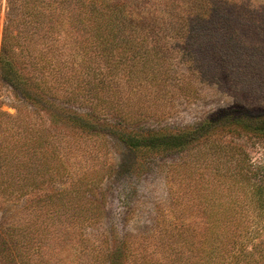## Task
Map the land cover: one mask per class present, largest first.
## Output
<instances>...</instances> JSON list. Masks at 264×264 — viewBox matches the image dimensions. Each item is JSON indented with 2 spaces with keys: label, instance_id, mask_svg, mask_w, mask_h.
<instances>
[{
  "label": "rangeland",
  "instance_id": "rangeland-1",
  "mask_svg": "<svg viewBox=\"0 0 264 264\" xmlns=\"http://www.w3.org/2000/svg\"><path fill=\"white\" fill-rule=\"evenodd\" d=\"M143 1L138 2L143 4ZM146 1L159 6L153 8L155 13L161 10L157 13L163 18L162 29L168 26V12H180L193 19L202 13L209 16L204 25L195 19L200 29L190 43L184 45L178 39L172 46L166 44L175 49L170 56L173 59L168 58L166 62L167 77L163 75L147 84L153 98L142 109L143 116L136 114L139 119L135 116L129 127L136 131L154 127L168 133L182 127L195 128L204 122L202 133L198 130L197 138L189 142L184 152L173 150L156 155L154 159L158 162L149 169L137 173L126 169L117 172L115 165L129 155L127 152L125 156L120 155L118 145H106L97 135L75 131L53 121L44 112L34 111L0 81V137L11 142L15 133L22 130V136L29 132L31 139H38L43 148L57 147L65 153L74 151L63 157L66 173L60 178L55 179L54 174H46L34 166L31 171H36L35 182L25 178L7 184L8 192L0 189V248L4 243L20 242L22 246L28 241L34 203L40 205L50 193L73 188H79L83 197L94 194L95 201L101 203L100 221L107 224L115 221L119 234H126L130 242V264H164L169 260V237L183 217L190 223L202 222V226L204 221L218 218L228 237L235 234L237 240L247 243L244 250L247 254L253 245L264 241V231L253 239L249 233L263 218L251 204L252 189L247 185L248 182L264 185V137L229 124L220 113L224 107H236L239 113L264 114V0ZM212 15H221L223 21L209 23ZM5 18L6 0H0V41ZM195 39L201 42L192 50L189 45L199 42ZM98 109L100 118L96 122L112 124L109 122L111 108L107 105ZM210 115L214 119L209 122ZM243 165L248 170L247 181L242 175ZM227 206L236 208L226 210ZM216 210L219 213L212 214ZM232 212L236 214L231 215ZM100 221H83L78 231L73 229L76 234L71 239L68 237L69 240L66 238V247L62 249L65 242L62 239L55 248L63 251L62 257L75 259V264H97L96 250L104 247L101 235H97L99 227L95 226ZM195 231L202 233L199 228ZM80 233L88 236L87 248L81 246L80 240L84 237ZM220 239L223 245V237ZM119 240L114 239L116 246ZM39 244L33 242L34 246ZM50 244L52 240L47 246ZM202 244L201 248L210 250L208 244ZM236 244L238 250L240 244ZM41 248L54 262L50 252L53 247L42 245ZM22 252L30 251L23 249ZM40 254L35 251L18 264H30L29 258ZM249 256L245 261L254 263L256 254ZM118 259L122 264L123 259L119 256Z\"/></svg>",
  "mask_w": 264,
  "mask_h": 264
},
{
  "label": "trees",
  "instance_id": "trees-1",
  "mask_svg": "<svg viewBox=\"0 0 264 264\" xmlns=\"http://www.w3.org/2000/svg\"><path fill=\"white\" fill-rule=\"evenodd\" d=\"M138 1L6 0L0 41V81L34 111L44 112L53 121L75 131L97 135L106 145H118L120 155L126 152L129 155H124L115 165L117 172L126 169L137 173L157 163L156 155L173 150L184 152L189 142L197 138L198 130L200 134L205 127L203 122L195 128L182 127L168 133L154 127L130 129L129 124L139 119L136 114L143 116L142 109L153 98L147 84L163 75L167 77L166 62L168 58L173 59L170 56L175 49L166 44L172 46L178 39L184 45L190 43L200 29L199 22L204 25L209 16L202 13L193 19L180 12H168V26L162 29L161 10L155 13L153 8L159 6L146 0L143 4ZM211 17L209 23L219 22L221 15ZM200 42L191 43L189 47L194 50ZM107 105L112 110L109 120L112 124L102 125L96 122L100 118L98 107ZM150 108L143 113H148ZM220 113L229 124H236L259 138L264 137V114L239 113L236 107H224ZM210 116L207 121L214 119V115ZM22 134V130L15 133L11 142L0 137V189L7 192V184L12 185L17 180L27 178L35 182L36 171H31L34 166L36 170L40 168L46 174H54L55 179L60 178L66 173L63 157L74 153H65L57 147L43 148L37 143L40 142L38 139H31L29 132L25 137ZM77 149H80L79 145ZM241 170L247 181L245 165ZM247 185L252 189L251 204L256 207V214L263 218L249 232L253 239L264 231V185L255 182ZM78 189L54 191L46 202L34 203L28 241L22 246L20 242L4 243L0 248V264L10 261L18 264L35 251L41 254L29 258L30 264H75V259L62 257L63 251L54 245L63 239L65 242L61 247H66L68 237L71 239V235L76 234L74 230L78 231L80 223L100 221L101 213V203L95 201V195L83 197ZM74 199L77 202H71ZM228 208L236 207H225ZM217 213V210L212 212ZM35 222L39 226L35 227ZM203 223L204 226L202 222L190 223L183 217L169 237L171 254L164 264H264V241L260 240L253 245L251 253L248 252L252 256L256 254L254 263L245 261L250 257L244 251L247 243L237 240L235 234L228 237L218 218ZM95 226L99 227L97 235H101L104 244L96 250L97 264H120L118 256L123 259L122 264H130V242L125 233L119 234L116 222L107 224L101 220ZM197 228L202 233H197ZM80 234L84 237L80 236L81 246L87 248L88 236ZM114 239H120L118 246ZM50 240L52 245L47 246ZM33 242L40 244L34 246ZM202 243L208 244L210 250L201 248ZM236 243L240 244L238 250ZM42 245L49 249L53 247L50 252L56 263L51 255L43 252ZM23 249L30 252L23 254Z\"/></svg>",
  "mask_w": 264,
  "mask_h": 264
}]
</instances>
